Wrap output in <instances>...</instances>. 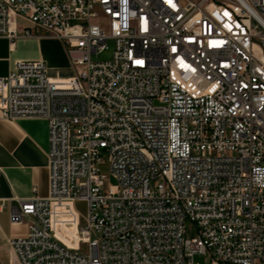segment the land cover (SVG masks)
Here are the masks:
<instances>
[{"label":"built area","instance_id":"obj_1","mask_svg":"<svg viewBox=\"0 0 264 264\" xmlns=\"http://www.w3.org/2000/svg\"><path fill=\"white\" fill-rule=\"evenodd\" d=\"M41 32L71 74L0 76V117L48 123L14 264H264V0H0V37Z\"/></svg>","mask_w":264,"mask_h":264},{"label":"crops","instance_id":"obj_2","mask_svg":"<svg viewBox=\"0 0 264 264\" xmlns=\"http://www.w3.org/2000/svg\"><path fill=\"white\" fill-rule=\"evenodd\" d=\"M39 34V31L34 30ZM42 59L52 76L71 74L63 43L53 37H18L10 42L0 37V76H5L17 60ZM65 69L53 73L52 69ZM48 123L39 117L6 119L0 117V264H14L7 238L26 234V224H11V206L17 198L45 197L48 193ZM29 220V217L27 218Z\"/></svg>","mask_w":264,"mask_h":264},{"label":"rangeland","instance_id":"obj_3","mask_svg":"<svg viewBox=\"0 0 264 264\" xmlns=\"http://www.w3.org/2000/svg\"><path fill=\"white\" fill-rule=\"evenodd\" d=\"M41 34H44L43 32H41ZM112 49H113V41L109 40L108 41V48L100 53H98L97 56L92 55V58L94 60H107L109 58H111L112 55ZM53 73H61L63 71H68L67 68L65 69H58V68H54L52 69ZM107 183H115V180L112 177H108V179L106 180V185ZM75 207L76 209L80 212V214L83 216L86 214L87 212V205L85 201H81L78 200L75 202ZM196 231L195 228L193 226V224L190 221H186V236L190 237L192 235H195ZM193 261L199 264H209L210 262V258H209V254L206 253H196L193 256Z\"/></svg>","mask_w":264,"mask_h":264}]
</instances>
